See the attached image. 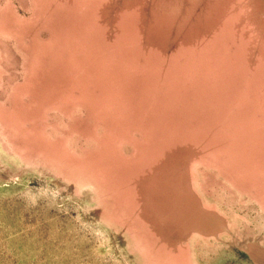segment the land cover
I'll return each instance as SVG.
<instances>
[{"label": "rangeland", "instance_id": "rangeland-1", "mask_svg": "<svg viewBox=\"0 0 264 264\" xmlns=\"http://www.w3.org/2000/svg\"><path fill=\"white\" fill-rule=\"evenodd\" d=\"M0 264H264V0H0Z\"/></svg>", "mask_w": 264, "mask_h": 264}]
</instances>
